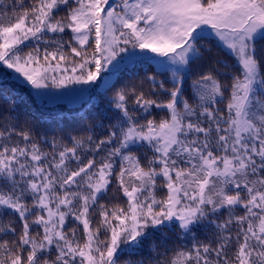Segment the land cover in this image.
Wrapping results in <instances>:
<instances>
[{
    "label": "snow or ice",
    "instance_id": "snow-or-ice-1",
    "mask_svg": "<svg viewBox=\"0 0 264 264\" xmlns=\"http://www.w3.org/2000/svg\"><path fill=\"white\" fill-rule=\"evenodd\" d=\"M0 264H264V0H0Z\"/></svg>",
    "mask_w": 264,
    "mask_h": 264
},
{
    "label": "trees",
    "instance_id": "trees-1",
    "mask_svg": "<svg viewBox=\"0 0 264 264\" xmlns=\"http://www.w3.org/2000/svg\"><path fill=\"white\" fill-rule=\"evenodd\" d=\"M18 107L22 113L29 114L30 118L38 119L39 123L45 128L57 127L60 123L57 117L61 113L65 114L64 120L67 121L68 117L73 116L76 111L80 110L79 104L41 105L34 98L27 105L22 104Z\"/></svg>",
    "mask_w": 264,
    "mask_h": 264
},
{
    "label": "rangeland",
    "instance_id": "rangeland-1",
    "mask_svg": "<svg viewBox=\"0 0 264 264\" xmlns=\"http://www.w3.org/2000/svg\"><path fill=\"white\" fill-rule=\"evenodd\" d=\"M61 103H63V102H61ZM63 104H67V103H63ZM69 104V103H68ZM50 105H54V104H50Z\"/></svg>",
    "mask_w": 264,
    "mask_h": 264
}]
</instances>
